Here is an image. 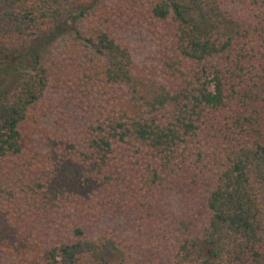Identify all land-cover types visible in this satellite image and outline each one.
Masks as SVG:
<instances>
[{
    "label": "trees",
    "instance_id": "1",
    "mask_svg": "<svg viewBox=\"0 0 264 264\" xmlns=\"http://www.w3.org/2000/svg\"><path fill=\"white\" fill-rule=\"evenodd\" d=\"M0 264H264V0H0Z\"/></svg>",
    "mask_w": 264,
    "mask_h": 264
},
{
    "label": "rangeland",
    "instance_id": "2",
    "mask_svg": "<svg viewBox=\"0 0 264 264\" xmlns=\"http://www.w3.org/2000/svg\"><path fill=\"white\" fill-rule=\"evenodd\" d=\"M131 43L135 47V49L138 52L139 59L141 60L145 56L151 53L153 47L150 45V41L148 37L145 35V33L139 31L138 33L131 34Z\"/></svg>",
    "mask_w": 264,
    "mask_h": 264
}]
</instances>
